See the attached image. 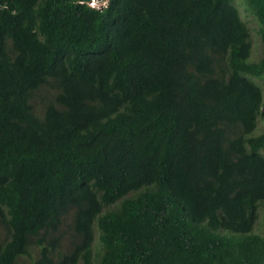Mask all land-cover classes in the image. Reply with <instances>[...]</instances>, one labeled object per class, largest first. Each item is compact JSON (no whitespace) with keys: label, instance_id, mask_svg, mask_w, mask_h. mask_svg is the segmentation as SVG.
I'll list each match as a JSON object with an SVG mask.
<instances>
[{"label":"trees","instance_id":"trees-1","mask_svg":"<svg viewBox=\"0 0 264 264\" xmlns=\"http://www.w3.org/2000/svg\"><path fill=\"white\" fill-rule=\"evenodd\" d=\"M87 1L0 0V264H264V54L234 0Z\"/></svg>","mask_w":264,"mask_h":264},{"label":"rangeland","instance_id":"rangeland-1","mask_svg":"<svg viewBox=\"0 0 264 264\" xmlns=\"http://www.w3.org/2000/svg\"><path fill=\"white\" fill-rule=\"evenodd\" d=\"M242 0H234V4L238 8L240 12L241 20L245 23L246 27L249 30L250 33V39L252 43V52L250 56V61L255 62L258 59H260L264 51L262 50L260 46V41L258 38V35L256 33L257 31V23L256 21L248 14H246L243 11L242 8ZM262 89L264 92V83H262ZM52 94L53 91L48 90H42L36 93L32 97V105L36 111H39L43 108V106L52 100ZM264 130V121L258 120L257 121V127L254 132L255 135L260 134ZM72 221V214L68 213L62 220V223L59 227V229L51 236V239H57L58 242L55 245L54 251L58 253H64L66 252L67 248H70V241H71V230L70 225ZM5 229L3 226H0V234H4ZM253 233L258 235L264 234V202H262L258 208V218L257 222L253 228ZM94 244L97 243V233L94 232ZM48 247L52 245V242H47ZM37 257V249L32 248L29 251L28 257H24L21 261L22 264H29L32 260L36 259Z\"/></svg>","mask_w":264,"mask_h":264},{"label":"clouds","instance_id":"clouds-1","mask_svg":"<svg viewBox=\"0 0 264 264\" xmlns=\"http://www.w3.org/2000/svg\"><path fill=\"white\" fill-rule=\"evenodd\" d=\"M93 2H94V4L91 5V3H93ZM108 3H109V0H89V1L86 2V5L89 8L93 9V10L102 11V10H104V9H106L108 7ZM71 225H72V221H71ZM70 230H71V234H72V229L70 228ZM94 239H95V237H94ZM57 242H56V244H57ZM71 242H72V236H71L70 244H71ZM69 246H71V245H69ZM51 247H52V245H51ZM53 247L55 248V246H53ZM32 248H36V246L32 247ZM32 248H30V249H32ZM96 248H97V250H96ZM30 249H29V251H30ZM91 249H93V252H94V263H96V262H98V259H99V256H100V245H99L98 241H97L96 244H94V241H93V243L91 244ZM68 250H69V248H67L66 251H68ZM37 252H38V250H37ZM53 253H54L53 254L54 257H52V259H56L57 256H58L57 255L58 252H53ZM59 254L62 255L63 253H59ZM22 260L23 259H20V264H22V262H21Z\"/></svg>","mask_w":264,"mask_h":264},{"label":"built area","instance_id":"built-area-1","mask_svg":"<svg viewBox=\"0 0 264 264\" xmlns=\"http://www.w3.org/2000/svg\"><path fill=\"white\" fill-rule=\"evenodd\" d=\"M94 4V2L93 3H91V5H93Z\"/></svg>","mask_w":264,"mask_h":264}]
</instances>
